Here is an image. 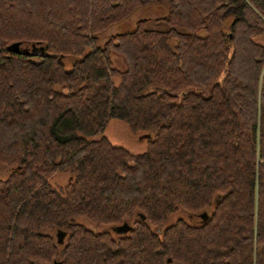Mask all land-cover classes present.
Returning a JSON list of instances; mask_svg holds the SVG:
<instances>
[{
	"label": "trees",
	"instance_id": "1",
	"mask_svg": "<svg viewBox=\"0 0 264 264\" xmlns=\"http://www.w3.org/2000/svg\"><path fill=\"white\" fill-rule=\"evenodd\" d=\"M262 35L264 0H0V264H264Z\"/></svg>",
	"mask_w": 264,
	"mask_h": 264
},
{
	"label": "rangeland",
	"instance_id": "2",
	"mask_svg": "<svg viewBox=\"0 0 264 264\" xmlns=\"http://www.w3.org/2000/svg\"><path fill=\"white\" fill-rule=\"evenodd\" d=\"M156 6H158V8H155ZM164 8L165 6L162 4H153V5H146L143 8L137 9L127 19H124L119 23L111 25L104 32V35L101 36V41H104L108 35L115 33L117 31L132 30L135 26L136 21L142 18H149L150 20L153 21L150 22L149 20L148 26L152 28H162L161 24L155 23L153 18L160 17L162 15L161 11ZM257 41L264 44V35L258 37ZM34 45H36V47H39L43 44H34ZM23 47H25V44H22L20 46L21 49ZM110 58L114 67L119 69L124 68L123 62L119 57L112 55ZM112 79L114 83H117L119 81V78L117 77H113ZM100 135L104 137L110 144L123 147L124 149L128 150L130 153H139L143 151L147 146V141L145 138H142L138 133H134L125 123L116 119L108 120ZM10 169L9 167L0 165V179L5 178L10 172ZM68 180H69V174L67 172H62V171L53 172L47 177V181L54 188L57 189L63 188L67 184ZM186 216L187 214L184 213L182 210H180L174 213L173 215H171L169 220L174 221L178 217H186ZM83 222L89 228H94V226L90 225L86 220H84ZM169 264H179V263L171 262Z\"/></svg>",
	"mask_w": 264,
	"mask_h": 264
},
{
	"label": "water",
	"instance_id": "3",
	"mask_svg": "<svg viewBox=\"0 0 264 264\" xmlns=\"http://www.w3.org/2000/svg\"><path fill=\"white\" fill-rule=\"evenodd\" d=\"M20 42H15V43H12L10 46H8V49L14 53H24V54H28L27 50L26 49H20ZM32 47H33V50L34 49H37V51H33V53H37V54H42L44 52V46H39V47H36V45L32 44ZM202 219L206 218V214L205 213H202L201 215ZM130 229V226L124 222L122 225L118 226V228L116 229L117 232H120V233H124L126 231H128Z\"/></svg>",
	"mask_w": 264,
	"mask_h": 264
},
{
	"label": "flooded vegetation",
	"instance_id": "4",
	"mask_svg": "<svg viewBox=\"0 0 264 264\" xmlns=\"http://www.w3.org/2000/svg\"><path fill=\"white\" fill-rule=\"evenodd\" d=\"M21 46V45H20ZM21 49V48H20ZM22 49H26L27 50V52H28V55H35V54H37V53H33L32 54V52L33 51H37V49H34L33 50V47H32V44H30V46H25V47H23ZM201 215L202 214H199V217L202 219V217H201ZM123 223H121V224H119V225H117V226H115V228H114V231L116 232V233H120V232H117V228H118V226H120V225H122ZM125 233V232H124Z\"/></svg>",
	"mask_w": 264,
	"mask_h": 264
},
{
	"label": "crops",
	"instance_id": "5",
	"mask_svg": "<svg viewBox=\"0 0 264 264\" xmlns=\"http://www.w3.org/2000/svg\"><path fill=\"white\" fill-rule=\"evenodd\" d=\"M151 5H153V4H151ZM144 7H145V6H144ZM142 8H143V7H142ZM155 8H158V6H156ZM164 9H165V10H164ZM164 9H162V11H161V12H162V13H161L162 15L166 14V11H167V10H166V8H164ZM162 15H161V16H162Z\"/></svg>",
	"mask_w": 264,
	"mask_h": 264
}]
</instances>
